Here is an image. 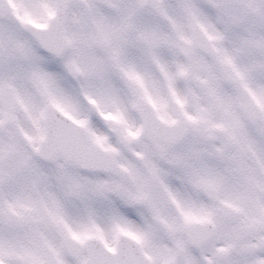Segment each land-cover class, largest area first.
<instances>
[{"label":"snow or ice","instance_id":"1","mask_svg":"<svg viewBox=\"0 0 264 264\" xmlns=\"http://www.w3.org/2000/svg\"><path fill=\"white\" fill-rule=\"evenodd\" d=\"M0 264H264V0H0Z\"/></svg>","mask_w":264,"mask_h":264}]
</instances>
